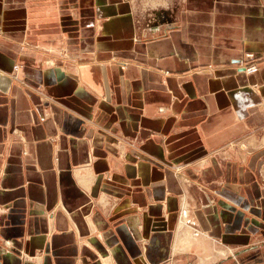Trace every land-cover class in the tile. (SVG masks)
Returning <instances> with one entry per match:
<instances>
[{"label":"crops","instance_id":"obj_1","mask_svg":"<svg viewBox=\"0 0 264 264\" xmlns=\"http://www.w3.org/2000/svg\"><path fill=\"white\" fill-rule=\"evenodd\" d=\"M38 2L0 0V264H264V0Z\"/></svg>","mask_w":264,"mask_h":264},{"label":"built area","instance_id":"obj_2","mask_svg":"<svg viewBox=\"0 0 264 264\" xmlns=\"http://www.w3.org/2000/svg\"><path fill=\"white\" fill-rule=\"evenodd\" d=\"M256 55L253 51H246L241 57V64L246 69L248 73H252L257 71L259 68V64L256 62ZM20 65L16 64L13 67V70L19 69Z\"/></svg>","mask_w":264,"mask_h":264},{"label":"rangeland","instance_id":"obj_3","mask_svg":"<svg viewBox=\"0 0 264 264\" xmlns=\"http://www.w3.org/2000/svg\"><path fill=\"white\" fill-rule=\"evenodd\" d=\"M144 1L146 2V6H148L149 4L152 6L156 0H144ZM37 5H39L38 0H33V4H31V9L32 10L33 9L35 10V8H36ZM151 6H149V7H151ZM167 12H168V10H167ZM240 62H241V58H240ZM178 167H180V166H178Z\"/></svg>","mask_w":264,"mask_h":264},{"label":"bare ground","instance_id":"obj_4","mask_svg":"<svg viewBox=\"0 0 264 264\" xmlns=\"http://www.w3.org/2000/svg\"><path fill=\"white\" fill-rule=\"evenodd\" d=\"M226 256V255H225Z\"/></svg>","mask_w":264,"mask_h":264}]
</instances>
